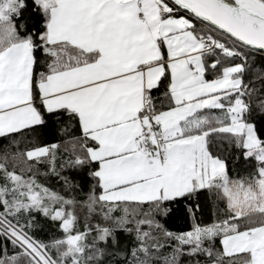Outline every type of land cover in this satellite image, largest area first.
Returning a JSON list of instances; mask_svg holds the SVG:
<instances>
[{"label": "snow or ice", "instance_id": "1", "mask_svg": "<svg viewBox=\"0 0 264 264\" xmlns=\"http://www.w3.org/2000/svg\"><path fill=\"white\" fill-rule=\"evenodd\" d=\"M0 140V264H264V0H0Z\"/></svg>", "mask_w": 264, "mask_h": 264}, {"label": "trees", "instance_id": "2", "mask_svg": "<svg viewBox=\"0 0 264 264\" xmlns=\"http://www.w3.org/2000/svg\"><path fill=\"white\" fill-rule=\"evenodd\" d=\"M260 60L257 59V64H260ZM46 142H54L51 135L43 137ZM7 143V141L0 140V145ZM218 154L225 159L227 164V170L231 177L239 178L240 176H245L252 170L253 162L244 161L242 155L236 152L234 149L228 148L226 144L220 147ZM43 171V169H41ZM43 180V177L40 178ZM72 179L74 181L80 179V177L72 174ZM49 186L53 188H60V184L57 182L56 178L51 177L47 181ZM85 185V190H86ZM189 206V202L180 200L179 204H173L171 207L175 209H186ZM191 206L196 208L195 218L201 225L211 224L216 215L218 214L219 207L222 205H217L214 195L210 194L207 190H202L198 198H193L191 201ZM168 230L173 232H184L191 230L192 227V217L186 212H176L173 217L165 223ZM46 238V237H45ZM4 241H0V254L3 253ZM11 245H8V251L11 253ZM183 264H188V258H183Z\"/></svg>", "mask_w": 264, "mask_h": 264}]
</instances>
